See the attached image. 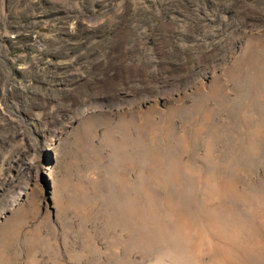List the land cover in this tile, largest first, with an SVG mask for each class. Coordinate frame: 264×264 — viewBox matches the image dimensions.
<instances>
[{
	"label": "rangeland",
	"instance_id": "obj_1",
	"mask_svg": "<svg viewBox=\"0 0 264 264\" xmlns=\"http://www.w3.org/2000/svg\"><path fill=\"white\" fill-rule=\"evenodd\" d=\"M197 210L264 264V0H0V264H160Z\"/></svg>",
	"mask_w": 264,
	"mask_h": 264
},
{
	"label": "bare ground",
	"instance_id": "obj_2",
	"mask_svg": "<svg viewBox=\"0 0 264 264\" xmlns=\"http://www.w3.org/2000/svg\"><path fill=\"white\" fill-rule=\"evenodd\" d=\"M126 40H128V38ZM119 45L121 46L117 50L119 59L127 60L125 55L131 52L130 47L124 41L121 42ZM135 77L130 76V77H127V79L128 81L132 79L136 80L138 77L137 78ZM167 83L170 84L169 82ZM126 94H131V92L127 91ZM141 98L143 97L141 96ZM123 99H124V96L120 93V95H118L117 100L109 105L110 106L118 105ZM66 120L68 121V119H63L61 121L62 122L61 124H66ZM69 120L72 121V118ZM32 162L33 161L26 162V164L23 165V168H27L26 166H29V167L32 166ZM135 202L136 201H134L132 204H128V209L130 213L136 211L138 208H140L143 205V202L141 201V206L135 207L137 206V203L135 204ZM195 213L196 215L193 217V222L190 223L189 226L182 227L183 230L181 231V233L185 234V237L182 238V243H184L187 240L189 241L188 244L184 246H178L177 241L173 242L172 239H169L163 236L159 232H150L148 230V232L145 233L142 229L136 228L134 230L136 234L140 236L138 238H139V241H141V243H139L138 246L140 248L145 247L148 249L150 248L155 249L154 254L158 255L157 257H160L163 260V261L160 260L162 263L156 260L160 264H163V263L192 264V262H195L196 260H199V259L202 260L204 255H208L210 259H212L211 263L209 264H244V262L240 258V252L243 251L244 248L246 250L252 249L254 251V248L251 245H253L258 250L259 248L258 244L254 245L253 242H249L251 245H244V246L242 245L243 243H246L243 241L242 232L240 229L243 223L242 219L235 218V220H233V219H230V216L224 215L222 213H217L211 210H207V211L197 210ZM205 229L206 230L208 229L210 232V235L208 237L205 233ZM15 230L14 232H12V234L9 237H12L15 240H18L19 239V234H18L19 229H17L16 231ZM38 233L39 231L36 230V234L34 235V237L38 241H41L40 240L41 237L39 236ZM144 233L147 234L145 239H144ZM20 236H21V233H20ZM205 238H207V241L203 242ZM203 244L207 246L209 245V250L200 251L199 247L204 246ZM261 247L264 249V245L261 244ZM258 256L261 258L262 254L259 252ZM166 257H169L170 259ZM72 258L74 259L76 263H79V260H81L80 256H72ZM33 264H36V262L34 261ZM121 264H129V261H124Z\"/></svg>",
	"mask_w": 264,
	"mask_h": 264
}]
</instances>
